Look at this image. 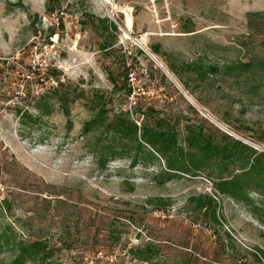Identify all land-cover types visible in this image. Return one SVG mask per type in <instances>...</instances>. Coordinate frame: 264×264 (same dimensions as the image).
Wrapping results in <instances>:
<instances>
[{"label": "rangeland", "instance_id": "1", "mask_svg": "<svg viewBox=\"0 0 264 264\" xmlns=\"http://www.w3.org/2000/svg\"><path fill=\"white\" fill-rule=\"evenodd\" d=\"M48 2L0 0V234L44 238L60 264L99 251L113 264H264V193L249 204L215 193L208 168L163 182L166 159L150 148L154 159L104 162L95 144L107 138L83 132L98 94L109 117L163 122L185 152L202 131L264 153V0ZM238 63L252 68L226 70ZM218 162L224 177L242 166ZM213 193L216 222L189 202ZM4 246L0 264L13 258Z\"/></svg>", "mask_w": 264, "mask_h": 264}, {"label": "trees", "instance_id": "2", "mask_svg": "<svg viewBox=\"0 0 264 264\" xmlns=\"http://www.w3.org/2000/svg\"><path fill=\"white\" fill-rule=\"evenodd\" d=\"M55 4H58V0H49L48 11H53ZM157 55L155 51L152 52ZM252 68L250 63H238L226 67L228 71H248ZM189 71H196L193 67H186ZM208 71L215 73V68H208ZM172 73L178 81V72H175L170 68ZM123 78L128 80V70L123 71ZM198 77L206 78V73L200 71L197 74ZM114 89H119L117 84L113 82ZM58 87H61L58 85ZM57 89H53L50 93L57 95ZM184 89L186 90L185 86ZM131 93L128 90V95ZM68 99L64 97L63 104L61 105L63 110L66 108ZM95 104L96 114L95 116L84 124L83 132H96L98 137H106L107 144H95V153H99L97 156L99 159L105 157L106 162L109 159L124 157L128 158L130 152H133V156L130 157L132 163H137L142 155L145 160L150 158L154 159L151 152H145L146 148H150L152 152L158 154L160 157L166 159V170L159 177L161 181L166 182L175 178H179L180 175L192 174L197 175L202 169L208 168L211 172L208 173L207 178L212 182V188L215 193L226 196L233 201L244 202L249 204L248 192L258 191L264 193V153H259L239 142H232L233 145L229 146L226 142L224 144H215L212 137H205L202 131H198L196 135L191 134V137H187L184 141L190 150L185 152L182 147L178 146L177 136L172 128H162L163 122L155 121L156 126L152 127L145 123L140 127L137 126V121L130 119L131 110L120 111L119 113L112 114V117L108 116V111L104 106L103 97L98 94L95 95L93 101ZM139 112V109L137 110ZM140 113V112H139ZM144 115V114H143ZM193 133V132H191ZM224 140L229 139L227 136H223ZM194 150L200 155L191 153ZM251 153L252 159L246 160V154ZM219 159L229 162L234 160L239 162V173L229 177H224L222 172L227 170V167L219 164ZM102 164V161H101ZM216 170V174L214 172ZM6 200H3L6 205ZM161 202V203H160ZM159 206H168L169 201L160 200ZM190 204H193L196 211H204V215L211 218L216 222V195L205 194L197 197H193L189 200ZM7 209L10 206L6 205ZM6 209V208H5ZM84 225V224H83ZM81 225V226H83ZM80 224L75 223V228H79ZM12 230V228H7ZM7 236V233L0 234V247L10 248L13 253V258L8 264H26L32 262L33 264H60L52 261L55 252L50 248L49 243L44 238H36L32 242L23 240H15L14 237ZM99 243V242H98ZM137 251L136 253H138Z\"/></svg>", "mask_w": 264, "mask_h": 264}, {"label": "built area", "instance_id": "3", "mask_svg": "<svg viewBox=\"0 0 264 264\" xmlns=\"http://www.w3.org/2000/svg\"><path fill=\"white\" fill-rule=\"evenodd\" d=\"M58 88V85H56L55 87L53 88H48V89H41L39 88L38 89V93H41V95L43 94V92H50L51 90L53 89H56ZM37 90V89H36ZM115 259V258H114ZM114 259L113 258H109L107 257L103 252L99 251V252H96L93 256H87L85 261L86 263L85 264H113L114 262Z\"/></svg>", "mask_w": 264, "mask_h": 264}, {"label": "water", "instance_id": "4", "mask_svg": "<svg viewBox=\"0 0 264 264\" xmlns=\"http://www.w3.org/2000/svg\"><path fill=\"white\" fill-rule=\"evenodd\" d=\"M153 60L159 65V67L162 69V71L165 73L166 76H168L170 79H172L169 74L165 71V69L162 68V66L154 59L153 57Z\"/></svg>", "mask_w": 264, "mask_h": 264}, {"label": "bare ground", "instance_id": "5", "mask_svg": "<svg viewBox=\"0 0 264 264\" xmlns=\"http://www.w3.org/2000/svg\"><path fill=\"white\" fill-rule=\"evenodd\" d=\"M130 23H131V21H130V19L128 18V20H127V25L129 26Z\"/></svg>", "mask_w": 264, "mask_h": 264}]
</instances>
